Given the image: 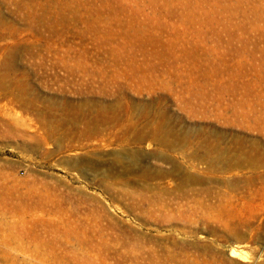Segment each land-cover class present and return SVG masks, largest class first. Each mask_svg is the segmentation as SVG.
Returning a JSON list of instances; mask_svg holds the SVG:
<instances>
[{
	"label": "rangeland",
	"instance_id": "obj_1",
	"mask_svg": "<svg viewBox=\"0 0 264 264\" xmlns=\"http://www.w3.org/2000/svg\"><path fill=\"white\" fill-rule=\"evenodd\" d=\"M0 264H264V0H0Z\"/></svg>",
	"mask_w": 264,
	"mask_h": 264
},
{
	"label": "bare ground",
	"instance_id": "obj_2",
	"mask_svg": "<svg viewBox=\"0 0 264 264\" xmlns=\"http://www.w3.org/2000/svg\"><path fill=\"white\" fill-rule=\"evenodd\" d=\"M238 247V246H237ZM245 253V252H244ZM230 254L231 255H236V256H238V258L240 257H243V258H245V255L242 253V251L240 250V251H238V250H236V249H230Z\"/></svg>",
	"mask_w": 264,
	"mask_h": 264
}]
</instances>
